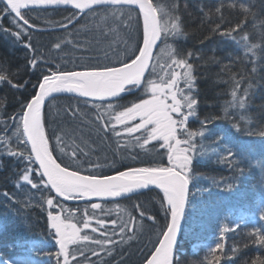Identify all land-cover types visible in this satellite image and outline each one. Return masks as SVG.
I'll return each instance as SVG.
<instances>
[{"label": "trees", "instance_id": "obj_1", "mask_svg": "<svg viewBox=\"0 0 264 264\" xmlns=\"http://www.w3.org/2000/svg\"><path fill=\"white\" fill-rule=\"evenodd\" d=\"M152 2L167 14L166 21L175 23L173 18L178 17L181 28L180 36H169L166 40L163 37L157 54L167 48L195 54L192 63L199 103L197 115L190 117L189 129L205 133L203 137H196L190 199L174 264H253L256 259H264V246L254 242L257 232L264 234V220L259 218L264 212V0ZM22 13L37 26L29 29L30 42L38 49L37 53L23 46L29 39L27 36L16 41L2 31L3 28L15 30L11 17L4 16L0 22V64L21 85L36 80L29 68L33 55L48 58L47 65L39 64L42 71L57 65L79 70L97 62H130L138 55L137 48L142 47L143 19L135 9L98 8L80 19V13L71 9H31ZM73 13L76 17L68 28L61 27ZM238 24L240 27L236 28ZM230 29L234 30L232 35L239 44L220 34ZM244 36L246 41L241 39ZM57 42L62 44V51L54 48ZM233 90L236 99L245 101L243 108L236 105ZM32 91L30 86L26 91L17 92L0 84V101H3L0 141H8L13 148L16 147L15 129L9 116L19 111L20 102L30 99ZM140 96L139 91L122 95L118 103L130 106L132 101L139 102ZM80 100L58 97L48 103L44 111L45 131L46 135L55 132L64 136L69 150L75 145L85 148L90 153L84 158L85 166L89 159L98 160L109 164L105 172L115 174L130 165L148 166L163 153L156 141H150L144 149L137 146L135 136L140 133L131 138L109 134L107 139H102L103 133L98 134L91 123L94 110L79 103ZM77 106L88 116L74 118L72 112ZM54 144L55 140H50V147ZM153 145H157L155 151H146ZM229 147L236 150L239 158L227 155ZM135 154H139L138 160L131 159ZM163 163L167 164L166 156ZM23 168L15 158L0 156V253L15 264H56L58 246L49 235L47 213L52 211L62 216L71 213L72 222L82 221L84 203L62 201L63 213L58 207L49 209L46 198H53L54 204L59 198L42 185L31 188L22 179ZM30 179L39 183L35 173L30 174ZM162 197L159 191H149L117 202H101L105 212L89 208L88 213L95 211L109 232L117 230V235L112 237L115 243L105 246L113 249L112 255L88 253L89 259L96 264H143L168 222L161 209ZM149 216L153 219H148ZM113 220L115 225L111 223ZM121 224L126 225L123 237L119 233ZM78 226L81 236L103 239L100 230L91 231V227L99 228L95 220L89 228H83L82 223ZM6 244L12 246L3 247ZM217 244L222 247L216 248ZM77 247L87 250L98 246L91 239H82L70 246ZM217 256L219 259L215 260ZM76 260L83 261V256L78 253L75 260L70 259V264H76Z\"/></svg>", "mask_w": 264, "mask_h": 264}, {"label": "snow or ice", "instance_id": "obj_2", "mask_svg": "<svg viewBox=\"0 0 264 264\" xmlns=\"http://www.w3.org/2000/svg\"><path fill=\"white\" fill-rule=\"evenodd\" d=\"M49 5H70L80 13H85V10L94 12L98 7L109 6L138 8L139 15L143 19L142 47L137 48L138 55L130 62L127 60L97 62L95 65L82 66L79 70L75 68L67 70L57 65L51 70L42 71L39 64L47 65L48 58L33 55L29 59V68L36 80L34 83L25 81L23 85L14 82L11 78L14 74L9 73L8 69L0 64V84L10 86L17 92L21 89L26 91L28 86L33 90L30 99L20 102L19 111L9 116L15 129L16 147H11L6 140L0 141V156L13 157L24 165L22 179L31 188L37 189L42 185L49 193L54 192L56 198H62V200L56 199L55 204L53 198H46L49 209L58 207L60 213H63L65 208L62 201L84 202L82 221L72 222L71 213L67 216L54 214L52 211L47 213L49 235L58 246V251L55 252L56 264H70V259L75 260L78 253L83 256V261L76 260V264H96V261L89 259L88 253L99 256L104 252L111 256L113 249L105 246L115 243L112 237L117 235V230L114 228L109 232L105 227V221L100 219L95 211L88 213L89 208L106 211L102 203L93 201V198L104 201L108 198L122 197L138 189L148 188L150 185H154L163 193L161 209L168 222L160 231L143 264H174V257L179 255L178 234L192 180L190 172L194 165V157L197 155L196 137L205 135L203 131L197 133L189 129L190 117L197 115L199 103L192 63L195 54L191 51L182 54L175 49H162L161 53L166 55L167 59L165 64L161 65L162 56L154 52L162 36L166 40L169 36L181 35L179 18L174 17L176 22L170 25L165 20L167 14L153 4L152 0H0L2 6L0 22L4 16L11 17L10 23L15 28V30L3 28L2 31L10 34L16 41H21L22 37L27 36L29 39L23 42V46L37 53L38 49L30 42L29 32V29L37 26L29 21L22 13V9ZM75 17L76 13H73L72 17L68 18V22L63 23L61 27L68 28ZM239 27L238 24L236 28ZM233 31L230 29L220 34L239 44L240 41L232 35ZM241 39L246 41L247 37ZM54 48L63 50L60 42L55 43ZM158 66L166 67L170 71L154 78ZM136 91L141 93L139 102L132 101L130 106L118 103L122 99V94H135ZM63 93L82 98L79 103L94 110L95 118L91 119V123L95 125L98 134L103 133L102 139H107L109 134L116 138L124 135L131 138L133 134L140 133L139 136H135L137 146L144 149L150 141H156L164 150L163 153L148 166L130 165L127 170L117 171L115 174L105 172L104 169L109 167V164L98 160L93 162L89 159L88 166H85L84 158L90 155L85 148L75 145L69 150L64 136L55 132L46 135L44 113L46 102L51 103L56 99L53 94ZM232 96L236 105L243 108L245 101L236 99L235 90ZM2 107L3 101H0V108ZM72 115L80 119L87 117L88 113L82 112L77 106ZM106 116L108 119H105ZM205 122L207 121L202 123ZM5 126L7 127V124ZM52 139L55 140V144L50 147ZM116 143L119 146L120 140L117 139ZM157 145L146 151L149 153L155 151ZM227 155L230 158H239L236 150L231 147ZM165 156L167 164L163 163ZM138 158L139 154L131 156L132 160ZM115 163L116 161L113 160L112 164ZM31 173L39 177V183L30 179ZM4 195L8 196V193ZM41 195L43 196V192ZM9 198L14 199V197ZM77 211L81 209L78 208ZM141 215L143 216V213ZM147 218L153 219L151 216ZM259 218L264 220V212L259 214ZM93 220L99 228L91 227V231L95 233L100 230L103 239L91 238L87 234L81 236V227L78 224L82 223L83 228H89ZM111 223L115 225L116 221L113 220ZM125 231L126 225H119L121 237ZM82 239L86 241L91 239L98 247L87 250L80 247L70 248ZM254 242L264 246V234L257 232ZM11 246L3 245L9 248ZM220 247L222 246L216 245V248ZM214 259L218 260L219 257ZM0 264H15V262L5 259L0 253ZM253 264H264V259H256Z\"/></svg>", "mask_w": 264, "mask_h": 264}, {"label": "water", "instance_id": "obj_3", "mask_svg": "<svg viewBox=\"0 0 264 264\" xmlns=\"http://www.w3.org/2000/svg\"><path fill=\"white\" fill-rule=\"evenodd\" d=\"M153 3V2H152ZM154 4V3H153ZM111 7V6H109ZM98 8H104V7H98ZM97 8V9H98ZM113 8H120V7H113ZM123 8H129L128 6H124ZM31 9H38V10H52V9H71V10H75L77 12H79V10L71 7L70 5H60V6H55V5H49V6H38V7H30L29 9H22V12L26 11V10H31ZM135 10H137L139 12V9L138 8H135ZM90 12L89 10H85V13H80V16H79V19L85 15L86 13ZM162 41H163V36L161 37V39L157 42V47L156 49H154V52L157 54L158 51H159V48L162 44ZM154 62V61H153ZM137 92V91H136ZM56 96V98L58 97H73V98H78V97H75L74 94H67V93H63V94H53ZM123 95V94H122ZM127 95V94H126ZM78 99H82V98H78ZM48 105V102H46V106ZM45 106V108H46ZM45 111V109H44ZM149 191H159L162 193V191L160 189H157L154 185H150L148 188H145V189H138L136 190L135 192L133 193H128V194H125L124 196L122 197H116V198H108L104 201H98L96 200V198H93V201L95 202H117V201H121V200H125L127 198H131V197H134V196H137V195H141L143 193H146V192H149ZM190 192H191V186L189 185V195H188V199H187V203H186V210H185V214H184V217L182 218V222H181V229H180V232L178 234V245L180 243V240H181V236H182V233H183V229H184V224H185V217H186V213H187V209H188V204H189V199H190ZM54 193V192H53ZM55 194V193H54ZM62 200V198H59ZM65 202H68V203H84L83 201H72V200H69V201H65ZM176 259V256L174 257V261Z\"/></svg>", "mask_w": 264, "mask_h": 264}, {"label": "rangeland", "instance_id": "obj_4", "mask_svg": "<svg viewBox=\"0 0 264 264\" xmlns=\"http://www.w3.org/2000/svg\"><path fill=\"white\" fill-rule=\"evenodd\" d=\"M169 22V21H168ZM169 24L171 25V23L169 22ZM163 42V41H162ZM168 49V48H167ZM161 56H162V58H161V60H160V64L161 65H164L165 64V62H166V59H167V57H166V55H164L163 53H161L160 54ZM166 71H170V69H168V68H166V67H157V72H156V74H154V78H158L159 76H163L164 75V73L166 72Z\"/></svg>", "mask_w": 264, "mask_h": 264}]
</instances>
